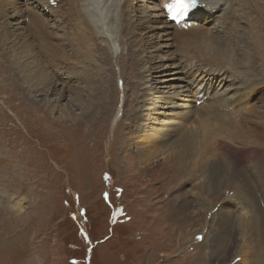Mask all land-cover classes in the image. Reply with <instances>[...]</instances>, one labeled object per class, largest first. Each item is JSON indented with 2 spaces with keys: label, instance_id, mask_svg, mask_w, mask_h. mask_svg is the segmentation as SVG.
I'll list each match as a JSON object with an SVG mask.
<instances>
[{
  "label": "rangeland",
  "instance_id": "rangeland-1",
  "mask_svg": "<svg viewBox=\"0 0 264 264\" xmlns=\"http://www.w3.org/2000/svg\"><path fill=\"white\" fill-rule=\"evenodd\" d=\"M139 1L130 4L133 18L145 6L154 18L161 14L159 10L156 16L152 6L140 8ZM241 1L247 2L239 6V0H235L232 18L235 29L231 27L232 21L226 24L229 36L221 31L223 17L211 20L215 27L211 30L217 39L230 45L239 60L237 69L251 71L257 89L251 99L242 103L251 110L254 105L261 111L264 90L257 78L264 86V0ZM94 2L90 0V6H96ZM97 3L101 8V0ZM7 21V29L19 27L27 34V18L14 21L10 15ZM116 22L111 27L116 30L110 31V43H102L99 59L97 53L91 64L95 76L81 73L69 77L59 73L53 76L58 81L50 83L54 90L50 86L48 93L46 88L37 92L34 86L32 93L23 91L17 69L5 60L12 50L7 43L3 46L0 43V186L3 190L7 187L5 192L11 193L5 204L10 206L21 200L24 207L21 212L0 208V264H231L237 258L236 262L241 260V264H264V214L253 206L255 200H260L253 190H259L254 181L257 184L261 181L262 175L258 181L256 177L264 157V138L251 141L248 147L241 151L237 148L234 153L245 159L242 165L246 171L256 172L249 174L248 192L236 185V174L225 175V165L218 168L222 170L218 171L219 177L207 175L213 172L212 168L196 167L206 171L203 176L197 173L203 182L195 187L190 169L166 166L161 159L154 164H142L136 159L137 144L133 142L138 132L144 127H161L145 117L149 112L153 117L155 112L142 109L143 104L154 102L155 97L172 90L179 94V86L183 90L180 93H184L188 84L187 78L181 83L171 79L166 84L153 80L157 88L150 89L151 100L144 94L151 84L143 83L147 79L143 76L163 74L156 78H173L164 72L165 66L180 63V55L175 51L181 52V57L182 52L187 57L200 51L202 34L162 36L167 28L150 19L131 39H121ZM65 25L58 29L51 27L49 36H61ZM174 38L184 39L182 42ZM60 40L65 38H57V43L49 38L48 44L58 49ZM142 40L148 42L142 44ZM243 57L252 59L251 63ZM192 58L189 73L194 67L202 66L195 62V55ZM178 66L182 69L180 76L187 77L186 68ZM225 67L227 74L231 68ZM83 78H87L84 83L80 82ZM235 80L240 82L241 77L235 76ZM70 84L81 86L76 90L83 93L79 95L81 98L77 99L78 93L68 90L58 100L63 87ZM92 86L97 88L96 95L89 91ZM232 86L231 83L226 88ZM166 106L157 105L156 115L162 122L166 118L161 114L165 109L161 108ZM134 115L138 118L133 119ZM222 147L230 149L225 142ZM216 177H222L221 184L218 186L217 180L213 187ZM198 187H201L199 193ZM104 193H108L110 203L104 199ZM242 198L249 202H243ZM186 202L187 207L182 208ZM116 208L123 211L113 217ZM243 208L250 211L248 217L239 213ZM228 212L232 218L224 225L221 218ZM237 222H240L238 228ZM82 232L87 234V239ZM207 234L211 236L209 245L204 241Z\"/></svg>",
  "mask_w": 264,
  "mask_h": 264
},
{
  "label": "bare ground",
  "instance_id": "bare-ground-1",
  "mask_svg": "<svg viewBox=\"0 0 264 264\" xmlns=\"http://www.w3.org/2000/svg\"><path fill=\"white\" fill-rule=\"evenodd\" d=\"M132 1L133 0H101V4H102L101 8L103 13L101 15L102 18L100 19L102 21L101 22L102 24L99 25L95 21L94 17L91 15L90 4L92 2L90 3V0H54V2L53 0H44L47 11L50 8L52 9L51 18H50L51 20L48 19L47 15H45L46 13L39 14L38 11L33 10L32 6L30 5L28 10L29 17H27L29 22L28 24H26L29 30L27 34L20 31L19 27H16L14 29H7V26L9 25L7 18L10 17L9 4L5 2H0V43L2 46L7 43L8 45L7 47H9L12 50V53L10 55L6 56L4 54L5 60L10 65V67L17 69L16 74L17 77H19L20 80L22 81V84L20 86L23 89V91L27 90L28 93H32L33 92L32 88L34 86L37 92L43 91L44 88H46L45 89L46 93H48L50 86L54 90V85H51L50 83H52L53 80H54L53 83L55 81H58L53 76L58 75L59 73H66L67 74L66 76L69 77L78 76L81 73L83 74L85 73L89 76H95L96 71L94 67L91 66V64L93 63V61L96 60L97 53L99 59L101 53L100 50L102 49V43H106V44L110 43L111 40L110 33L116 30V29L113 30L111 27L115 25L116 21H117L116 23H117L119 37L121 39L124 37H128L129 39H131L135 31L142 28L143 24L150 19L156 20V22H160L161 27L167 28L164 31H162V36H169L170 38L174 36V33L172 32L173 25L164 23L162 11H161V7L164 5V0H160V1L157 0V6L155 7V12L157 13L154 14L155 15L158 14L159 10L161 12V14H159L158 16L156 15L157 19L153 17V14H150L149 11H147L148 7L146 6L144 7L145 10H142V12L138 15V17L133 18L130 10V4ZM203 1L208 5L210 9L213 8L218 9V13L215 14V16L206 12V15L208 17V18L206 17V22H208V20L211 21L212 19L218 20L221 17H223L225 22L223 24V29L221 31L224 32L225 36L226 35L229 36L230 31L227 30L226 24L231 22L232 18L235 15V11H236L235 0H203ZM246 2L242 3V1L239 0L238 4L239 6L241 3L243 5H246L245 4ZM94 3L97 7H99L98 6L99 3H97V0H95ZM120 8L122 9L121 11ZM63 24H66L64 26L65 32H63L61 36L59 35L55 36L54 37L55 40H53V42H56V39L59 37L65 38V40H60L62 43H59L60 47H58V49L57 48L52 49L48 44L49 41L46 43L38 42L37 45L34 43V41H36L35 38L37 35L38 28H41L45 32L52 29H58ZM109 27L111 28V30H109ZM231 27L235 29V24L233 23V21L231 23ZM201 34L202 37L200 44L202 45V48L200 51H198L197 53L191 56H187L184 59L185 60L184 63H177V64L174 63L165 66L164 72H166L168 76H174L173 78H164V79L156 78V77H163V74L162 76H153L152 74H150V76H143L144 80L145 78H147L143 83L151 84L150 87L149 85L148 87H146V92L144 93L147 97L151 95V93L149 92L150 89L157 88V85L155 86L153 85L152 83L153 80H155L154 82L157 83H161V82L165 83V81L174 79V80H178L179 81L178 83H181L183 82L184 79H186L185 77L186 75L180 76V74H182V69L180 70L178 65L180 66L183 65L186 68L188 73L187 75L188 84L184 86L186 88L184 93L182 92L180 93V89L182 86H179L178 87V89L180 88L179 94L174 93V90H172L169 91L168 94H164L160 98L155 97L156 99H154V102H151L149 100L145 104H143L142 109H145L146 111L154 110L155 112L153 113L154 115L153 117H150V115L152 114L151 112H149L150 114L146 113L145 117L147 119L149 118L148 120H151L152 124H158L161 125V127L160 128L155 127L150 129H148V127H144L138 132L136 138L134 139L135 141L133 142L135 145L137 144L136 159L137 162L142 164H154L157 160L161 159L164 162V165L166 166L167 165L171 167L178 166V167L187 168L188 170L190 169L191 175H193L192 181H195V187L198 184L202 186V182H203V180H200L199 175L197 173L199 172L200 176H203V173L205 174L206 171V169L204 170L203 168L201 170L195 169L196 167H200V168L204 167L208 169L212 168L213 172H209V174L207 175H216L219 177L221 173H218V171L221 169L218 168H221L225 165L224 166L226 168L225 169L226 171L224 170L226 172L225 175L228 174L229 176L230 175L232 176L233 174H236V179H235V181L237 182L236 185L237 186L241 185L242 188L248 192L251 188L250 187L251 180L249 178V174L251 173L256 174V172H251L249 170L246 171L242 165V159L244 158L241 157L240 159L238 158L239 156L236 157L234 153L230 152V150H233L234 146H236L241 151V149L248 147L251 141L264 138V107L263 110L260 111L257 109L256 106L255 109L253 105L251 110L247 107L246 104L242 103L243 101L251 99L253 94L256 92L257 84L254 78L252 77V73L250 70L237 69L239 68V60L234 54V52L231 50L230 45L228 43H225V41L217 39L211 28H209V26L206 30L202 31ZM174 39L182 40L183 42L184 38H174ZM6 41H10V42H6ZM64 41H67V43H64ZM147 42L148 40H144V41L142 40V44H146ZM38 55L39 56L41 55V57H39ZM194 55H195V62L201 64L202 66L199 65L200 67H194L193 71L189 73L188 72L190 71L188 70L190 68L189 62L192 59H194L192 58ZM42 56L43 59H41ZM243 58L246 59L248 63H251L252 59H248L246 57ZM44 59H46V63H44ZM206 63H208V65H204ZM225 66H230L231 68L230 72L227 74L225 71L227 67ZM157 67L158 69H160L161 64H159ZM168 69H170V71ZM216 75H220V76H216ZM235 76L241 77V81L240 82L238 80L236 81ZM86 79L87 78H83L82 80H80V82L84 83ZM219 80L223 84L222 86L227 85V87H229L230 84L232 83L233 85L232 88L231 89L225 88L223 91L215 90L214 100L211 101L210 106L207 105L209 109L207 107H204L201 110H196L194 105L195 97L201 94L210 95V93L207 92L208 87H210L212 83H217V81ZM229 80L231 81L230 84L228 83ZM250 81L253 82L252 85L250 86L243 85L245 82H250ZM77 87H81V86L80 85L77 86V84L74 85L70 84L69 86L66 85L65 88L63 87L61 93L58 94L57 97L58 100L64 97L68 90L71 93L74 92V94L78 93L79 91H76L78 89ZM170 87L173 88V86ZM96 90L97 88L94 86L89 88L90 93L94 95H96L97 92ZM228 91L231 92L232 97L228 96L229 94L227 93ZM80 94L83 93L80 92L76 94L77 99L81 98V96H79ZM235 96H239L240 99L239 97L237 99H234ZM152 98L153 97H151L150 99L152 100ZM180 100L182 101L181 103ZM233 100L238 103L237 107L235 104H233ZM79 102L83 103L81 100H79ZM54 103H56V101H54ZM170 104L172 105L169 106ZM157 105L158 106L167 105L166 108H161V109H165L163 110L164 113H161V114H165L166 121L164 122L159 120L158 119L159 117H157L156 115L159 109ZM217 109H220V111H227V113L219 114L220 119H218ZM52 110L53 109L50 108V111ZM196 112L200 114L197 117H195ZM207 112H209V114ZM67 114H70V112H67ZM176 117L177 119H175ZM75 118L76 116L73 117V119ZM137 118L138 117L136 115L133 119H137ZM219 133H222V140L218 139ZM223 142L228 143L230 145L229 150L224 149L222 147ZM249 150L251 149L249 148ZM254 151L255 149L252 150L253 153ZM262 155L264 156V153ZM225 157L229 158L230 160L229 159L225 160L224 159ZM259 163H260L259 173L261 172L263 176L264 157L261 159ZM228 164H230V167L228 166ZM142 168L144 169L146 167L142 166ZM149 168L151 169V167ZM251 168L253 167L251 166ZM260 176L261 174L257 173V177H256L257 181ZM218 177H216V179L212 181L213 187H215L217 180H219L218 186L221 184L220 180H222L221 178L223 176L221 178ZM8 186L10 187V185ZM258 187L259 189L261 187V191L264 195V182L262 181V179L260 181V184L258 183ZM198 188L199 189L197 190L199 193L201 191V187ZM253 191H255L256 193L255 189ZM7 196L11 197V193L1 192L0 189V203H2L0 204V208L5 206V208H8L10 210H15V211L19 210V212L23 211L24 207H23V202L21 200L13 202L12 205L10 206L5 204L7 202ZM231 199H233V197ZM225 205H221V207ZM227 206L228 204L226 205V208ZM184 207H187V202L182 204V208ZM243 210L239 211V213L244 217L246 216L248 217L250 211L246 210L245 208H243ZM219 211L222 212V210ZM230 217H231L230 212L224 213L221 218V223L226 225L225 222L228 221ZM239 218H241V216ZM254 220L256 221V219ZM235 224L239 225L237 226V228L240 227V222H237ZM240 233L242 232L240 231ZM262 235L264 236V234ZM262 235H260V237ZM208 238H211L210 234H207L204 239V241H206L205 244L207 245H209ZM261 250L263 251V248H261ZM262 251H261V255L263 253Z\"/></svg>",
  "mask_w": 264,
  "mask_h": 264
},
{
  "label": "snow or ice",
  "instance_id": "snow-or-ice-1",
  "mask_svg": "<svg viewBox=\"0 0 264 264\" xmlns=\"http://www.w3.org/2000/svg\"><path fill=\"white\" fill-rule=\"evenodd\" d=\"M54 2V0H53ZM201 5L199 4V0H170V2L164 5L168 15L171 19L175 20L179 23V18L190 15L193 11L197 10ZM107 178V177H106ZM104 199L109 201L108 193H104ZM110 203V201H109ZM122 209L116 208V210L112 213L113 217H116L118 214L122 213ZM85 238L87 239V234L83 233ZM202 237H197V239H201Z\"/></svg>",
  "mask_w": 264,
  "mask_h": 264
}]
</instances>
